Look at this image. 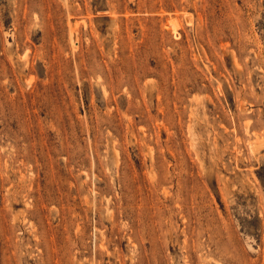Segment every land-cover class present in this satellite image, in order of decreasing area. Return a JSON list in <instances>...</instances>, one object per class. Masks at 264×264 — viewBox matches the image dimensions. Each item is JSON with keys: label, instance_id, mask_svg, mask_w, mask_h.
I'll return each instance as SVG.
<instances>
[{"label": "rangeland", "instance_id": "1", "mask_svg": "<svg viewBox=\"0 0 264 264\" xmlns=\"http://www.w3.org/2000/svg\"><path fill=\"white\" fill-rule=\"evenodd\" d=\"M0 264H264V0H0Z\"/></svg>", "mask_w": 264, "mask_h": 264}]
</instances>
